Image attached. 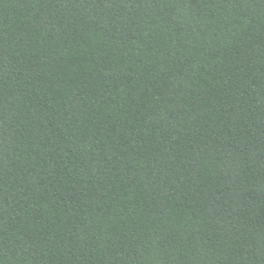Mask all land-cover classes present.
Returning <instances> with one entry per match:
<instances>
[{
	"label": "trees",
	"instance_id": "16d2710c",
	"mask_svg": "<svg viewBox=\"0 0 264 264\" xmlns=\"http://www.w3.org/2000/svg\"><path fill=\"white\" fill-rule=\"evenodd\" d=\"M0 264H264V0H0Z\"/></svg>",
	"mask_w": 264,
	"mask_h": 264
}]
</instances>
